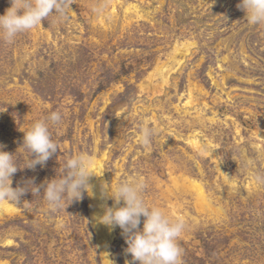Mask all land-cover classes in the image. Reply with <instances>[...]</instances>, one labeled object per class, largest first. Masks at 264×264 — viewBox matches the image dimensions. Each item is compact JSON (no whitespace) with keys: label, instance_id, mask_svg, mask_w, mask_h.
<instances>
[{"label":"rangeland","instance_id":"374dc122","mask_svg":"<svg viewBox=\"0 0 264 264\" xmlns=\"http://www.w3.org/2000/svg\"><path fill=\"white\" fill-rule=\"evenodd\" d=\"M239 2L74 0L66 17L0 40L3 150L23 167V131L63 115L50 129L57 153L18 170L12 186L41 184L87 153L92 166L102 161L100 185L143 180L146 203L185 222L181 264H264V24H249ZM8 7L0 0V15ZM144 126L155 130L147 145ZM11 204L17 210L0 217V264L132 261L119 226L104 245L95 195L57 212L42 194Z\"/></svg>","mask_w":264,"mask_h":264},{"label":"clouds","instance_id":"9594fccd","mask_svg":"<svg viewBox=\"0 0 264 264\" xmlns=\"http://www.w3.org/2000/svg\"><path fill=\"white\" fill-rule=\"evenodd\" d=\"M73 3L74 0H10V7L0 15V40L11 44L18 34L33 29L53 14L66 17ZM237 7L245 12L249 24H264V0H240ZM62 119L61 111H51L23 131L20 147L27 154L23 167L14 153L3 150L4 145L0 144V201L19 204L29 192L33 197L42 194L48 210L57 212L65 207L66 201L70 204L81 200L85 192L89 196L94 195L90 183L96 175L92 169L94 161L87 153L67 157L61 173L41 184H36L34 178H27L16 187L12 186L13 176L18 170H34L37 165L43 167L57 153L59 145L53 140L50 129L59 125ZM154 135V129L144 126L140 129V142L147 145ZM146 187V183L139 179L123 180L115 186L103 182L100 198H111L114 203L111 207L103 204V213L94 216V220L110 231L117 226L122 230L127 244L125 251L132 257V261H126V264H181L183 250L178 239L185 230V222L180 218H170L158 206H149L143 195Z\"/></svg>","mask_w":264,"mask_h":264},{"label":"bare ground","instance_id":"6f19581e","mask_svg":"<svg viewBox=\"0 0 264 264\" xmlns=\"http://www.w3.org/2000/svg\"><path fill=\"white\" fill-rule=\"evenodd\" d=\"M134 7H135V5H134ZM160 70H162L161 71V75H162V77H163V81H166V77H164V73L165 72H163V68H161ZM168 73V72H167ZM194 138V137H193ZM195 140V139H194ZM198 141V140H197ZM196 141V142H197ZM193 142V141H192ZM102 161H98L97 163H96V166H92V169H93V171H94V173H95V171H96V169H101L102 168ZM100 180V179H99ZM176 180V179H175ZM179 181V180H178ZM90 183L93 185V187H94V189H93V192H94V195H95V197H96V199H97V203L99 204V211L98 212H96V215H101L102 213H103V207H102V205L103 204H106V201L107 200H103V199H101L100 198V189H101V185L98 183V181L97 180H95L94 179V176L90 179ZM183 183H185V182H183ZM194 186H195V188H196V190L198 191V194H199V196L198 197H200L201 199H205L206 197H205V192H204V189H203V186L201 185V184H199V183H194ZM208 199V198H207ZM209 200V199H208ZM96 201V200H95ZM204 202V201H203ZM208 205V204H207ZM17 210V208H16V206H14V205H12L11 203H9L8 201H0V217H2V216H4V215H6V214H9V213H11V212H14V211H16ZM97 226H98V228H99V230L101 231V233H102V239H103V242H104V245H106L107 246V244L109 243L108 241H109V236H111V231L108 229V227H106L105 225H102V224H97ZM101 239V240H102ZM3 264V263H2Z\"/></svg>","mask_w":264,"mask_h":264}]
</instances>
